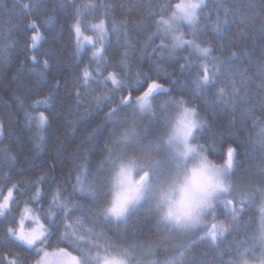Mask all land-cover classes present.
Returning <instances> with one entry per match:
<instances>
[{
    "label": "snow or ice",
    "instance_id": "obj_1",
    "mask_svg": "<svg viewBox=\"0 0 264 264\" xmlns=\"http://www.w3.org/2000/svg\"><path fill=\"white\" fill-rule=\"evenodd\" d=\"M49 3L50 0H28L19 5V12L15 4L0 12V19L7 18L6 26L0 27V36L6 40L0 45V76L3 77L0 86L9 88L12 104L22 113L23 121L20 123L21 117L17 116L18 131H10L11 106L6 105V115H0V144L8 141L12 145L0 148L8 169L5 187L16 173L24 175L47 169L31 182V188L28 179L12 184L6 196L0 188V217L3 218L0 224L4 225L0 247L8 249L6 254H0V264H104L114 252L132 256L133 264H145L142 250L147 248L148 254L153 253L143 232L144 223L153 216V193H148L142 205L127 214L117 215L119 201L112 194V172L119 166L117 176H123V161L133 157L143 159L141 169L151 168L155 179L167 175L171 168L162 172L161 166L152 163L151 157L159 154L165 159L176 160L175 156H167L168 147L161 141L178 112L182 113L184 125L193 123L199 116L200 126L194 139L202 150L218 151L223 155L226 151L223 160L230 172V187L218 196L196 224L177 229L155 220L149 234L151 228H155L158 232L175 233L180 237L200 236V240L184 246L189 254L185 258V253L181 252L183 259L177 264H210L192 258V247L204 237L210 238L209 247L214 245L220 256L227 254L226 264H264V116L255 115L257 111L264 112V45L259 57L257 75L260 79L256 90L251 89L253 77L247 70L235 67L237 61L252 64L251 54L241 50L239 54L223 55L225 42L231 45L256 39L248 30L256 17L261 20L256 31L264 40V0H259L258 4L257 0L247 3L244 0H165L156 5L146 4L144 0H110L73 5L75 23L70 29L75 36L77 55H86L84 46L90 45V59L96 65L92 72L85 68L73 76L75 111L78 113L81 107L85 109L77 120L68 119L66 113L70 114L71 110L63 102L57 111L56 93L62 82L55 77L49 81L46 76L49 61L41 62L34 54L46 37L40 32L36 19L26 23L23 19L24 15L47 10ZM56 6L66 7L64 3ZM98 9L110 19L89 22L82 28L85 17ZM145 9L147 15L134 21L127 17L117 19L115 15L118 10ZM55 21V15H47L44 19L49 32L56 30ZM151 26L155 30L148 34L139 57L141 62L146 56L150 61L148 71H143L130 63L132 53L138 51L130 31L144 32ZM109 29L117 38L114 45L107 43ZM86 30L95 32V39L85 36ZM29 31L32 32L30 36L26 35ZM209 33L216 38L215 44ZM169 39L173 41L171 50L164 42ZM156 40L160 43L155 44L149 54L147 49ZM111 48L118 50L119 59L115 60L117 71L109 72L113 67V59L107 58ZM21 54L32 61L31 71L40 77L35 83L21 79L26 67L23 61L11 71L14 57ZM49 54L55 56V50L44 53ZM164 63L176 66L168 71ZM152 71L158 79L152 78L149 74ZM237 75L239 83L234 79ZM225 79L230 87L220 86ZM64 85L67 91L66 82ZM46 87L49 88L46 96L28 103L30 93L38 94ZM160 96L167 99L160 101ZM29 108L32 111H28ZM40 108L45 111H39ZM37 111L39 114L34 116L32 113ZM53 113L66 131L62 135L53 132L50 140L44 133L46 126L52 127L49 116ZM230 113L239 115L240 125H246L248 120L253 121V127L259 125L255 137L246 126L238 127L235 118L224 124L218 122L222 115ZM94 122L96 127L91 128ZM81 127L83 133L79 131ZM34 129L36 135L30 136L25 145L24 133ZM250 143L260 148L259 180L247 178L248 168L237 174L244 163L240 149L245 150L246 159ZM73 145H79L75 153L71 150ZM176 166H179L178 161ZM39 185H44L47 191ZM14 189L18 193L16 197ZM32 204L39 205V211L31 209L29 205ZM252 212L256 216L251 215ZM134 224L137 226L131 233L133 239L129 240L127 229ZM150 264L170 262L156 259Z\"/></svg>",
    "mask_w": 264,
    "mask_h": 264
},
{
    "label": "trees",
    "instance_id": "obj_2",
    "mask_svg": "<svg viewBox=\"0 0 264 264\" xmlns=\"http://www.w3.org/2000/svg\"><path fill=\"white\" fill-rule=\"evenodd\" d=\"M28 0H0V12L5 11L6 9H10L13 7V5H17L16 11L19 12V5L22 3H27ZM97 2H103L107 3L110 2V0H50V3L48 5L47 10H41L37 13L24 15L23 19L25 23L30 19H36L37 23L40 25V32L43 33V35L46 37L45 40L41 41V48L39 51L35 52L34 54L37 56L38 60L41 62L45 59L49 61L50 67L46 70V76L48 77L49 81H52V78L55 77L56 79H59L62 82L61 88L56 93V99H57V111H59V104L60 102H63L65 107L69 108L71 110L70 114L66 113L68 116V119L70 120H77L79 119V116L85 111L83 107L79 109V112L77 113L75 111V105L76 101L72 95L74 93L75 88L72 85V79L74 75H77L79 73H82L85 68L89 72H92L93 69H95L96 65L91 61V52L89 49L85 50L87 53L86 55L84 53H80L77 55V48L75 43V36L71 32L70 25L75 23V20L73 19L72 13L75 11V6H79L81 4L85 3H97ZM114 2V0H112ZM165 2V0H144V3L146 4H160ZM175 2V0H173ZM245 3L248 2V0H244ZM259 0H257L258 4ZM57 3H64L66 7L64 9H61L56 6ZM154 10V9H153ZM27 10H25L26 12ZM258 11V8H257ZM47 15H55L56 17V30L54 32H49L48 25L44 24L43 21L46 18ZM116 18L121 19L122 17H127L129 21H134L137 19L142 18L143 16L147 15V9L143 11H131V12H125L123 10H118L116 13ZM249 15H252V12L249 11ZM99 19H110L109 17H105L103 15V10L98 9L93 14H88L85 17V20L91 23H97L99 22ZM6 20L7 18L0 19V27L6 26ZM261 20L259 17L255 18L254 24L249 25V33L250 35H255V40H249L247 42H239L237 41L234 44H228L225 42V46L223 49V55L228 56L232 52H236L239 54L241 50L246 51L248 54H251L253 58V63L249 64L247 61H244L241 63L240 61L236 62L235 67L240 69H246L248 74L253 77V81L251 82V89L256 90V85L259 83V76L257 75L258 72V64H259V57L261 55L262 51V45H264V40H261L259 37V33L256 31L260 27ZM154 26L149 27L144 32H137V31H130V38L132 39L133 43L136 44L138 51L132 53V59L130 60V63L134 64L137 68L148 71L149 67V59L146 56L143 62L140 61L139 57L141 55V51L143 50V45L147 43V36L150 32L154 31ZM26 35L30 36L32 35V32L29 31L26 33ZM209 38L213 41V43H216V38L209 33ZM117 38L115 34H112L109 29V37H108V44H116ZM6 42L3 36H0V45H3ZM122 42V40H121ZM165 42V41H164ZM160 40H156L154 44H152L148 49L147 52L151 54L152 47H155V44H159ZM30 47V45H29ZM50 50H55V56L49 54L44 55L45 52H49ZM29 55L33 54L31 52L28 53ZM182 55H187V53H182ZM75 57V58H74ZM108 59H113V67L109 68L108 71H117V68L115 66V60L119 59L118 50L115 48L109 49L107 53ZM23 61L26 64V67L24 68V71L21 73V79L25 80L29 83H35L37 80L40 79L34 72L31 71V69L34 67L31 60H26L25 56L23 54L15 56L12 61V68L11 71H15L16 67L19 65V63ZM82 61V62H81ZM183 63V61H180ZM164 67H167L168 71H172L173 67L176 65L164 63ZM35 67L39 68L40 65H35ZM153 79H158L156 72L152 71L149 73ZM3 77L0 76V80H2ZM234 79L239 83L240 77L237 75L234 77ZM54 82V81H53ZM64 82H66L67 91H65V85ZM161 82L163 80L161 79ZM221 87H230L228 84V81L225 79L221 85ZM12 87H15V84L12 85ZM50 87V86H49ZM93 87H96L93 85ZM111 87V85H109ZM49 91V88H43L40 90L38 94H32L30 93V99L28 100V103L31 104L33 101L42 99L44 96L47 95ZM215 91V89L213 90ZM18 95H22V93H17ZM163 99H167L165 96H160ZM209 99H214V97H209ZM256 101H253V105H255ZM6 105L11 106V115H12V121H11V127L10 131H18L17 127V121L16 117L20 116L21 120L20 123H22V113H20L16 106L12 104L11 101V92L7 86H0V115H6L5 108ZM28 111H32L30 108ZM39 111H45L44 108H40ZM39 111L33 112L32 114L38 115ZM46 115L48 113L46 112ZM255 115L259 118L264 116V112L257 111ZM49 118L52 120V127L47 128L45 135L49 137V139H52L53 132H56L60 135L66 131L61 125L62 121H60L57 118V115L55 113L51 114ZM235 118L237 122L238 127L246 126L248 128V131L252 134L253 137H255V133L258 130L259 125L256 127H253V121L248 120L246 125H240V117L238 114H225L222 115L218 122L221 124L226 123L228 120H231ZM211 119V117H210ZM98 122V121H97ZM96 127V122L91 124V128ZM81 133L84 132L83 128L81 127L79 129ZM36 135L35 129L31 133H24V143L25 145H28L29 137H34ZM86 135V134H85ZM84 136H81V142L83 141ZM228 143L230 141L226 142L224 144V148L226 149L228 146ZM12 146L10 142L5 141L3 144H0V148L9 147ZM79 145H73L72 151L75 153L78 150ZM239 147V145H237ZM242 155L241 159L244 160V163L240 165V167L237 169V174H240L244 172L246 168L250 169L249 173L247 174V178H252L259 180L260 179V173H259V167L261 165V153L260 148L258 145L255 144H249L247 151L249 152V155L245 159L243 156V152L245 151L243 148L240 149ZM13 154H16L15 152ZM209 155H211L213 158L218 160H223L226 158V151L224 155L222 152L218 151H209ZM44 171H47V169L41 170H35L32 172H26L24 175H20L19 173L14 174L13 179L11 183H7L5 187V176L8 173V169L5 167V156L3 153H0V188L3 190H7L8 188L12 187V184H18L19 182L28 179L30 183L28 184V187L31 188L32 184L31 182H34L40 175L43 174ZM39 187L43 191H47V188L44 185H39ZM18 193L16 190L14 191V197H16ZM24 199H27L25 197ZM30 208H33L35 211H39V205L32 204L29 205ZM21 209H23V205H21ZM17 217L19 214H16ZM251 215L256 216L255 212H252ZM3 218L0 217V220ZM221 220L224 219V217H220ZM156 217L153 214L152 219L147 220L144 223L143 226V232L146 237L149 239V247H152L153 250V260L159 259L162 262L163 261H181L183 258L181 257V252L185 253V258L188 256L189 251L184 246L189 244L186 243L184 245H176V246H170L168 242H165L163 239V231H157L155 228H151V233L149 234V228L151 225L155 222ZM227 223V221H226ZM137 225H130L127 229L129 233V240H132L133 237L131 236L132 230ZM3 229L4 225L0 224V239L3 237ZM227 235V234H226ZM232 237H228V241L231 242ZM199 238L197 237L193 241H197ZM210 244V238H206L205 241L199 242L195 244L191 251L194 253L193 259L196 260H206L209 261L210 264H226V261L228 260L227 254L224 256H220L218 251L215 249V246L209 247ZM8 249H5L3 247H0V254H6ZM13 251H19V249H13ZM142 251L147 252V248L143 249ZM144 252V253H145Z\"/></svg>",
    "mask_w": 264,
    "mask_h": 264
},
{
    "label": "clouds",
    "instance_id": "obj_3",
    "mask_svg": "<svg viewBox=\"0 0 264 264\" xmlns=\"http://www.w3.org/2000/svg\"><path fill=\"white\" fill-rule=\"evenodd\" d=\"M182 113L178 112L169 125L161 143L168 147L172 161L154 154L152 163L162 166L168 163L171 171L159 180L154 178L151 168L141 169V158L129 157L123 161L125 172L117 176L120 168L112 172V194L119 201L117 215H124L132 208L142 205L152 192V211L162 224L182 229L203 219L204 213L215 204L218 196L230 187V172L224 160H218L196 144L195 131L200 126L196 116L193 123H181ZM191 133V135H189ZM185 137L187 140L185 141ZM173 143L169 144V141ZM177 161L179 166H176ZM178 261H170L177 264ZM104 264H133V257L114 252Z\"/></svg>",
    "mask_w": 264,
    "mask_h": 264
},
{
    "label": "rangeland",
    "instance_id": "obj_4",
    "mask_svg": "<svg viewBox=\"0 0 264 264\" xmlns=\"http://www.w3.org/2000/svg\"><path fill=\"white\" fill-rule=\"evenodd\" d=\"M87 23H89V22L85 20V23H84V25H82V28H84V27L87 25ZM84 35H85V36H92L94 39H95V37H96V33L93 32V31H91V30H86V31H84ZM165 43H167V44L169 45V50H171V45H172L173 41L169 39V40H165ZM84 49H85V50L89 49L90 52H91V54H92V49H91L90 45L85 44ZM158 99H159L160 101L165 100V99H163V98H161V97H159ZM168 168H169V165H168V163L166 162V163H164V164L161 166V171H162V172L167 171ZM14 191H15V189L13 190V196H14ZM2 194H3L4 196H6V195H7V190H3V193H2ZM217 199H219V197H218ZM0 202H2V200H0ZM31 209H33V208H31ZM33 210H34V209H33ZM34 211H35V210H34ZM153 214H154V213H153ZM142 215H143V214H142ZM211 222H212L211 219H209L208 223L210 224ZM27 223H28V222L26 221V224H27ZM173 237H175V238L173 239ZM197 237H198L199 240H200V236H199V235H195V236H191V237H180V236L176 235L175 233H165V232L163 231V239H164L165 242L167 241L168 244H170V246H171V245H172V246H176V245H184V244H186V243H189V242L193 241V240L196 239ZM206 238H208V237H204V239H203L201 242L205 241ZM142 252H143V259H144V261H145V264H150V262H151L152 259H153V253H152V254H148V252H145V251H142ZM144 252H145V253H144Z\"/></svg>",
    "mask_w": 264,
    "mask_h": 264
}]
</instances>
